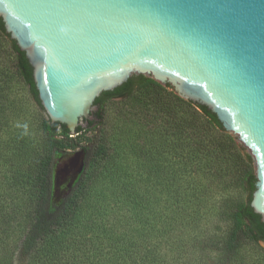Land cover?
I'll list each match as a JSON object with an SVG mask.
<instances>
[{"label":"trees","instance_id":"trees-1","mask_svg":"<svg viewBox=\"0 0 264 264\" xmlns=\"http://www.w3.org/2000/svg\"><path fill=\"white\" fill-rule=\"evenodd\" d=\"M0 40L8 44L13 62L12 73L0 67V264H207L202 257L191 259L190 250L198 244L191 233L201 231L200 221L213 214L208 209L212 200L210 187L224 190V184L230 182L240 185L245 200L226 209V217L234 224L222 243L227 261L221 264H230L244 244L264 242V224L250 207L256 182L250 155L206 107L185 101L170 85L162 86L142 75L132 76L113 91L101 93L94 101L97 109L86 128L96 130L103 125L106 102L126 100L141 88L153 95L149 101L163 98L167 104L172 99L182 105L189 112L190 121L187 127L176 128L177 144L183 143L186 153L178 148L172 179L169 183L168 178L165 181L166 189L172 182L173 194L163 198L161 210H155L152 205L161 200L152 194L143 196L139 192L142 179L129 177L123 170L124 176L118 177L114 185L116 191L111 195V204H106L104 209L100 206L96 220L82 214L80 201L92 167L98 159L107 156V147L95 137L85 149L77 139L84 127H78L71 136L64 125L50 123L37 96L32 68L1 19ZM2 48L0 44V51ZM12 75L18 77L42 116L45 151L29 177L17 165L21 161L19 152L27 153L29 147L27 123L20 124L15 133L12 129L21 115L20 102L10 97ZM165 96L168 98L164 99ZM159 108L176 118L175 110L169 106ZM161 146L164 153L167 146ZM69 149L78 151L81 170L56 199V167L63 158L59 157L61 153ZM158 151H146L144 155L147 162L144 167H149L151 172L154 167L149 163ZM231 170L234 173L229 176ZM29 184L26 201L32 208L23 212L15 207L24 205L22 196ZM16 197L18 202L14 200ZM19 220L26 224L20 240L16 235Z\"/></svg>","mask_w":264,"mask_h":264},{"label":"water","instance_id":"water-1","mask_svg":"<svg viewBox=\"0 0 264 264\" xmlns=\"http://www.w3.org/2000/svg\"><path fill=\"white\" fill-rule=\"evenodd\" d=\"M0 19L71 136L132 76L206 107L252 159L264 224V0H0Z\"/></svg>","mask_w":264,"mask_h":264},{"label":"rangeland","instance_id":"rangeland-1","mask_svg":"<svg viewBox=\"0 0 264 264\" xmlns=\"http://www.w3.org/2000/svg\"><path fill=\"white\" fill-rule=\"evenodd\" d=\"M0 44L3 47L0 51V67L12 73L13 62L8 44L3 40H0ZM9 84L13 87L10 97L20 102L21 107L19 122H14L13 132L19 129L20 124L27 123L26 134L29 149L27 153L20 154L19 152L22 164L19 161L17 165L22 172H25V176H30L31 171L37 168L45 151V139L41 128L42 116L29 99L26 88L18 77L12 75ZM166 93L168 95L170 91ZM165 97L164 99L168 98V96ZM149 99H153V95L141 88L126 100L106 102L103 110V125L96 130L84 127L85 130L77 137L80 145L85 149L91 146V140L95 137L107 147V156L98 159L92 167L88 184L80 201L82 214L87 213L88 218L92 220H96L95 215L100 206L103 208L106 204H111V195L116 191L114 185H117L118 177L124 176L123 170L129 177L142 179L139 192L143 196L152 194L153 197L161 200L158 204L152 205L155 210H161L164 206L163 198L168 194H173L172 182H170L171 186L166 189L165 181L168 178L169 183L172 179L178 148L183 149L184 155L186 153L183 143L177 144L179 136L176 128L187 127L190 121L189 112L172 99H169L167 104L163 98L155 101H149ZM166 105L175 110L176 118L164 114L159 108ZM159 144H166L167 148L164 153ZM157 149H159L158 154H153L149 163L154 167V172H151L149 167H144L147 165L144 155L146 151H157ZM77 152L69 149L59 156L63 158L59 160L56 167V199L64 193L65 187L76 179L81 170V157ZM139 167L140 170H137ZM163 167H165L164 170H161ZM233 173L234 170H231L229 176ZM224 186V190L212 187L209 189L212 200L208 209L213 214L209 211L211 214L200 221L201 231L191 233V236L196 237L194 239L198 241V244L190 250L191 259L202 257L207 264H221L227 261L222 250V243L234 222L226 217L225 212L230 205L242 204L245 200V193L238 183H225ZM30 187V184L25 186L22 196L24 205L17 204L15 207L17 210L26 212L32 208L30 202L26 201ZM14 200L18 202V198ZM213 200L217 201V205ZM25 226L24 221L19 220L16 230L17 239L20 240L24 235ZM230 264H264V247L260 243L258 245L246 243L230 260Z\"/></svg>","mask_w":264,"mask_h":264}]
</instances>
